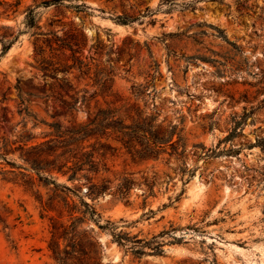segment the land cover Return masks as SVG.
Segmentation results:
<instances>
[{
  "label": "rangeland",
  "instance_id": "rangeland-1",
  "mask_svg": "<svg viewBox=\"0 0 264 264\" xmlns=\"http://www.w3.org/2000/svg\"><path fill=\"white\" fill-rule=\"evenodd\" d=\"M40 1L0 0V52L13 40L0 55V136L22 129L17 81L47 122L65 126L124 105L138 108L152 132L181 129L175 150L165 145L156 158L132 157L111 135L100 139L115 148L106 169L73 180L55 174L71 188L69 202L83 199L99 215L98 224H81L96 240V259L264 264V0H62L35 7L40 28L26 27V9ZM122 14L133 21L112 19ZM65 37L69 46L56 40ZM46 60L58 71H44ZM106 78L110 88L100 93ZM58 94L67 105L77 99L75 108ZM31 126L37 140L48 131ZM122 178L131 181L124 197L116 192ZM103 182L109 189L91 198L88 186ZM38 188L46 201L51 185ZM34 190L0 185V264L54 263L50 217L70 216L61 202L42 205Z\"/></svg>",
  "mask_w": 264,
  "mask_h": 264
},
{
  "label": "trees",
  "instance_id": "trees-1",
  "mask_svg": "<svg viewBox=\"0 0 264 264\" xmlns=\"http://www.w3.org/2000/svg\"><path fill=\"white\" fill-rule=\"evenodd\" d=\"M62 0H41L33 7L26 9L24 24L26 27L40 28L37 22L35 7L38 5L49 6L59 5ZM162 3H173V0H160ZM84 3L75 6L79 11L86 9ZM150 11V9H147ZM118 24L131 23L134 17L126 14L117 15L112 18ZM71 38V37H68ZM62 46H69L67 37L57 38ZM12 41L2 43L0 55H4L10 49ZM41 68L48 71L52 67L49 60L42 61ZM66 69H62L64 72ZM58 71L53 68L51 74ZM60 81V87L66 85L64 79L55 77ZM109 78H106L100 87V93L106 92L110 88ZM18 109L21 116L20 123L22 129L18 130L15 138L0 136V185L4 182H11L23 185L33 191L39 202L46 207L53 208L56 203L61 202L70 216V222L51 219L50 239L47 248L51 252L54 260L53 264H102L97 260L96 240L93 236L87 235L86 230L81 228V224L86 220H93L98 224L99 217L96 209L89 202L80 199L79 204L69 202L67 192L71 188L60 183L55 174L67 175L68 180L76 179L77 175L87 178L86 173H97L100 168L106 169L105 155L112 154L114 147L109 142H102L101 138H108L114 135L115 138L128 150L132 157L144 160L151 157L156 158L165 151V145L175 150L182 137L179 135L181 129L176 131V126L170 129L158 127L154 132L151 125L145 120H140V110L131 107H106L98 108L92 116L85 121L77 119L68 120L63 126L57 121L47 122L38 119L29 105V99L25 98L18 85ZM27 95L34 96L32 93ZM66 109L76 106L77 99L70 105L58 94L55 97ZM124 107L123 109H121ZM32 122L31 128H36L40 124L48 127V131L40 132L41 139L33 134L27 127V122ZM128 121V122H127ZM16 129V128H15ZM177 134V140H173V134ZM94 139L93 141H90ZM33 173L34 175H31ZM34 176V177H33ZM130 180L122 178L116 186V192L124 197L130 187ZM51 194L43 202V196L39 191L40 186L49 187ZM109 189L108 184L91 183L86 192L93 198ZM43 205V204H42ZM79 215L75 216V213ZM101 227L100 225H98ZM120 242V241H118Z\"/></svg>",
  "mask_w": 264,
  "mask_h": 264
}]
</instances>
